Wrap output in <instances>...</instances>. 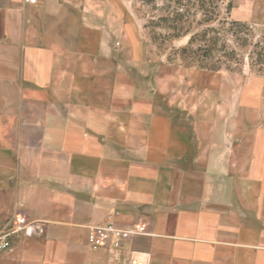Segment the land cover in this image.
<instances>
[{"label": "crops", "instance_id": "0c3cea01", "mask_svg": "<svg viewBox=\"0 0 264 264\" xmlns=\"http://www.w3.org/2000/svg\"><path fill=\"white\" fill-rule=\"evenodd\" d=\"M102 4L0 0V229L44 228L0 264H264V64L238 95L172 83ZM232 17L264 26V0ZM111 219L147 232L92 248Z\"/></svg>", "mask_w": 264, "mask_h": 264}, {"label": "rangeland", "instance_id": "374dc122", "mask_svg": "<svg viewBox=\"0 0 264 264\" xmlns=\"http://www.w3.org/2000/svg\"><path fill=\"white\" fill-rule=\"evenodd\" d=\"M99 1L105 26L122 29L116 43L138 45L140 59L170 72L172 83L185 71L217 72L219 91L238 95L263 67L264 26L235 20L233 0Z\"/></svg>", "mask_w": 264, "mask_h": 264}, {"label": "built area", "instance_id": "2783aa9c", "mask_svg": "<svg viewBox=\"0 0 264 264\" xmlns=\"http://www.w3.org/2000/svg\"><path fill=\"white\" fill-rule=\"evenodd\" d=\"M38 0H26L29 3H36ZM44 232L43 226L36 220L25 215H18L8 226L0 229V250H7L12 246L13 239L18 236L41 235ZM146 225H134L132 227H121L113 219L104 225H97L90 229L88 242L92 248L111 246L119 248L123 242L135 234L146 233Z\"/></svg>", "mask_w": 264, "mask_h": 264}, {"label": "trees", "instance_id": "16d2710c", "mask_svg": "<svg viewBox=\"0 0 264 264\" xmlns=\"http://www.w3.org/2000/svg\"><path fill=\"white\" fill-rule=\"evenodd\" d=\"M232 7V3L230 2V4H229V9Z\"/></svg>", "mask_w": 264, "mask_h": 264}]
</instances>
